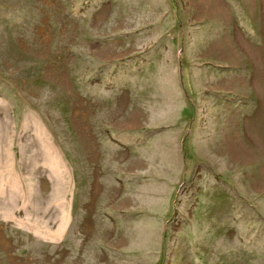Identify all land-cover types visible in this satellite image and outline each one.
Segmentation results:
<instances>
[{"label": "rangeland", "instance_id": "rangeland-1", "mask_svg": "<svg viewBox=\"0 0 264 264\" xmlns=\"http://www.w3.org/2000/svg\"><path fill=\"white\" fill-rule=\"evenodd\" d=\"M0 264H264V0H0Z\"/></svg>", "mask_w": 264, "mask_h": 264}]
</instances>
